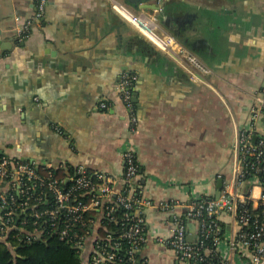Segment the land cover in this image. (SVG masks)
Segmentation results:
<instances>
[{
  "label": "crops",
  "instance_id": "0c3cea01",
  "mask_svg": "<svg viewBox=\"0 0 264 264\" xmlns=\"http://www.w3.org/2000/svg\"><path fill=\"white\" fill-rule=\"evenodd\" d=\"M113 1L154 17L157 32L211 74L158 51L112 0H46L20 40L15 19L31 20L37 0H0V158L65 175L82 165L119 179L129 146L144 199L189 205L217 196L232 173L236 135L255 134L251 110L264 101V0ZM124 75L136 77L133 126L116 89ZM101 101L106 111L97 109ZM145 216L144 255L150 264H177L157 242L170 235L171 214L149 208ZM195 237L188 222L187 240Z\"/></svg>",
  "mask_w": 264,
  "mask_h": 264
},
{
  "label": "built area",
  "instance_id": "2783aa9c",
  "mask_svg": "<svg viewBox=\"0 0 264 264\" xmlns=\"http://www.w3.org/2000/svg\"><path fill=\"white\" fill-rule=\"evenodd\" d=\"M45 3L37 0V14L31 20L15 19L23 26L19 40L41 17ZM111 7L158 51L194 72L211 74L173 36L159 34L154 17L135 15L113 0ZM135 81V76L124 75L116 87L131 126L136 122L131 93ZM108 108L106 101L97 106ZM251 113L255 134L237 133L232 173L221 192L189 205L144 199L140 167L129 146L121 151L119 179L82 165L60 179L54 170L35 162L0 158V241L11 234L19 244L55 238L87 258V264H150L143 253L148 241L145 211L155 208L171 214L170 235L158 237L157 242L172 251L177 264H233V260L234 264H264V101ZM258 115L259 129L255 125ZM188 222L196 227L191 242Z\"/></svg>",
  "mask_w": 264,
  "mask_h": 264
},
{
  "label": "trees",
  "instance_id": "16d2710c",
  "mask_svg": "<svg viewBox=\"0 0 264 264\" xmlns=\"http://www.w3.org/2000/svg\"><path fill=\"white\" fill-rule=\"evenodd\" d=\"M55 173L60 179L67 176L60 171ZM12 235L0 241V264H87V258L55 238L46 243L19 244Z\"/></svg>",
  "mask_w": 264,
  "mask_h": 264
},
{
  "label": "water",
  "instance_id": "95a60500",
  "mask_svg": "<svg viewBox=\"0 0 264 264\" xmlns=\"http://www.w3.org/2000/svg\"><path fill=\"white\" fill-rule=\"evenodd\" d=\"M157 9H159V8H158V7H156V10H157ZM158 11H159V10H158ZM132 100H133V99H132ZM221 184H222V181H221V180H219V181H218V184H217V185H218V188H221Z\"/></svg>",
  "mask_w": 264,
  "mask_h": 264
}]
</instances>
